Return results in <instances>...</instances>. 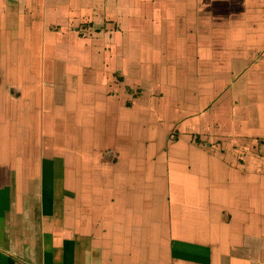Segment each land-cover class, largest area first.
Listing matches in <instances>:
<instances>
[{"label": "crops", "instance_id": "0c3cea01", "mask_svg": "<svg viewBox=\"0 0 264 264\" xmlns=\"http://www.w3.org/2000/svg\"><path fill=\"white\" fill-rule=\"evenodd\" d=\"M0 264H264V0H0Z\"/></svg>", "mask_w": 264, "mask_h": 264}, {"label": "rangeland", "instance_id": "374dc122", "mask_svg": "<svg viewBox=\"0 0 264 264\" xmlns=\"http://www.w3.org/2000/svg\"><path fill=\"white\" fill-rule=\"evenodd\" d=\"M165 68V67H164ZM162 69V68H161ZM127 68L125 67H121V68H103V69H94L93 72V76L98 79L100 81V86L101 88L107 92V94H109L110 96H119V98H123L125 95L129 94V93H135L136 95H140L142 93V90L144 91L145 88L142 86H136L137 88L132 90L131 87L126 86V81L129 77V79H136V74H134V72L127 73L126 74ZM170 73V74H169ZM171 73H173V69L171 68H166L165 73L162 77H167L169 79L171 78ZM166 86L171 87V85H153L150 87L148 86V88L145 90L148 93H152L153 96H158V93H161V95H163L166 89ZM152 88V89H151ZM124 99V98H123ZM166 101H163V100ZM169 102V98H167L166 96L162 99V102L160 101L161 104V109L163 107L162 103H167ZM157 104V101H155V105ZM169 104H171V102H169ZM156 111L160 110V105H158L157 107H155ZM163 113V112H162ZM161 113V114H162ZM165 119V124H168V122H171L172 120L168 119V117H164ZM172 128V127H171ZM176 128H173L171 131L169 130L167 133H169L167 135V141H173L174 139H178L176 132L174 131ZM199 136V135H198ZM200 140V137L198 138V141ZM225 140V139H224ZM226 145L224 148L220 147L221 153H223V157L225 160H229L230 164L231 163H236V162H242V161H249V163H252L251 166H253L254 164H257L258 162L261 163V161L263 160V157L260 156V151L261 149L258 148L256 145L253 146L252 143H248V141L246 140H242V139H237L234 138L226 140ZM258 145V142H257ZM220 153V152H219ZM262 155V154H261ZM250 159V160H249ZM47 164H49V160H46ZM51 165V163H50ZM250 165V164H249ZM49 167V166H48ZM47 167V168H48ZM92 183V182H91ZM97 187H99L97 185Z\"/></svg>", "mask_w": 264, "mask_h": 264}]
</instances>
